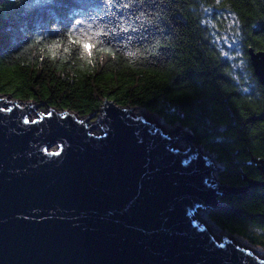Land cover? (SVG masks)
Segmentation results:
<instances>
[{
  "label": "trees",
  "instance_id": "16d2710c",
  "mask_svg": "<svg viewBox=\"0 0 264 264\" xmlns=\"http://www.w3.org/2000/svg\"><path fill=\"white\" fill-rule=\"evenodd\" d=\"M218 9L243 32L240 60L222 54L209 17ZM81 28L99 33L92 63L72 39ZM157 40L156 52L147 51ZM54 47L67 59L53 58ZM249 48L264 51V0H0L1 95L82 118L106 99L145 108L189 128L232 188L264 180L256 161L264 159V86ZM135 49L144 55L130 61L124 53ZM252 189L222 198L226 208L209 218L264 246V186Z\"/></svg>",
  "mask_w": 264,
  "mask_h": 264
},
{
  "label": "water",
  "instance_id": "95a60500",
  "mask_svg": "<svg viewBox=\"0 0 264 264\" xmlns=\"http://www.w3.org/2000/svg\"><path fill=\"white\" fill-rule=\"evenodd\" d=\"M248 54L264 86V51ZM39 105L0 94V264H264L194 218L264 180L213 184L217 166L192 134L172 138L114 101L91 125L95 113L52 107L32 118Z\"/></svg>",
  "mask_w": 264,
  "mask_h": 264
},
{
  "label": "rangeland",
  "instance_id": "374dc122",
  "mask_svg": "<svg viewBox=\"0 0 264 264\" xmlns=\"http://www.w3.org/2000/svg\"><path fill=\"white\" fill-rule=\"evenodd\" d=\"M218 10H215V11L210 10L211 13H209V17L211 18L210 26L213 29V32L217 36H219L217 37L216 40L218 41L222 51L224 53H227V56H230L233 60H235L236 57H237L236 60H240L243 54V50H242L243 32H241L240 28L238 27L235 20L233 19V16L230 13L227 12V15H225L226 12L224 10H219V11ZM215 19H221L223 22H225L223 27H218L219 22L216 23ZM4 96H7L9 100L15 99L11 95H4ZM34 104H37V103L34 102ZM134 108H135V113L137 115L142 116V118L145 121L150 122L151 124L154 125V127L162 129L164 133H169V135L172 138H180V132L178 130V126L181 127L182 135L186 136L188 132L192 134L189 128L181 126L180 124L169 125L158 114L150 112L145 108H138V107H134ZM48 110H49L48 107H45L44 105H39L37 108L32 110L31 117L36 118L37 116H39L38 112L46 113L48 112ZM135 113L134 115L137 116ZM101 116H102V110L100 108V112H98L97 114L95 113V116L90 118V120L88 121V124L91 125L93 123L99 122V118ZM105 127L106 125L100 122L99 124L95 126L94 132L97 134H101L103 133ZM191 146H193L192 143L187 139L178 140L176 141V144H175V147H178L181 150H188ZM197 147L203 148L202 152L204 153L205 157L212 159L214 161V164L217 166V168H215L213 172L217 180H214L213 184H222L219 178V171H221L223 167L219 164L215 155L209 152L208 150H206L202 145H198ZM209 212L210 211L207 209L200 208L196 210V212L194 213V218L200 223H203L205 225L209 221L216 228L214 232H215L217 239H221L222 237H224V235L226 236L229 235L232 238L234 237L233 239L236 243L241 244V245H246L247 247H251L253 249H258L260 250L259 253L262 256H264V246L263 245L251 241L248 238V236H245L244 233L232 234L228 231L222 230L214 221H212L209 218Z\"/></svg>",
  "mask_w": 264,
  "mask_h": 264
},
{
  "label": "clouds",
  "instance_id": "9594fccd",
  "mask_svg": "<svg viewBox=\"0 0 264 264\" xmlns=\"http://www.w3.org/2000/svg\"><path fill=\"white\" fill-rule=\"evenodd\" d=\"M88 27H91V25H88ZM81 33H83V35L78 36L75 38V43L77 45H81V51H80V57L84 60H86L88 63H92V59L91 57L93 56V52L90 51V49L92 48V44L89 43L90 40H94L96 43H101L100 40L96 39V36L99 35V33L93 32L91 34H89L88 32H86L84 30V28H81ZM113 31H115V29H113ZM160 47V41L157 40L155 42L154 45H152V47L150 49H148L147 51L155 53L156 50ZM101 52H103L102 48L99 49ZM68 49L65 50V52H67ZM144 55L143 52L140 51V49H135L134 51L129 50L126 51L124 53L125 56L130 58V61L132 58L136 57L137 55ZM224 55H227V53H222ZM51 55L53 58H55L57 55H61L64 56L65 59H67V56L64 55V53H59L57 48H53L51 51Z\"/></svg>",
  "mask_w": 264,
  "mask_h": 264
},
{
  "label": "bare ground",
  "instance_id": "6f19581e",
  "mask_svg": "<svg viewBox=\"0 0 264 264\" xmlns=\"http://www.w3.org/2000/svg\"><path fill=\"white\" fill-rule=\"evenodd\" d=\"M181 150V149H180ZM210 159V158H209ZM206 227H207V229L209 230V232L217 239V237H216V235H215V230H216V228L208 221L207 223H206ZM228 236V237H227ZM224 235V237H222V238H229L230 236L229 235ZM221 238V239H222ZM234 238V237H233ZM232 237H230L229 239H232V240H234ZM218 240V239H217ZM235 242V241H234ZM236 244H238V243H236ZM239 245H241V244H239ZM242 247H247L246 245H241ZM248 248H250L256 255H259L260 257H264V256H262L259 252H260V250H258V249H253V248H251V247H248Z\"/></svg>",
  "mask_w": 264,
  "mask_h": 264
},
{
  "label": "snow or ice",
  "instance_id": "6c2138e0",
  "mask_svg": "<svg viewBox=\"0 0 264 264\" xmlns=\"http://www.w3.org/2000/svg\"><path fill=\"white\" fill-rule=\"evenodd\" d=\"M75 38H76L75 36L72 37V39L74 41H75ZM54 43L61 44L62 42L61 41H56ZM89 43L92 44V48L90 49V51L93 52V50L98 46V43H96L94 40H90ZM102 50L103 51H107L112 56H115V54H116L115 51L113 49H111V48H107V49L102 48ZM26 123H28V121H26ZM185 163H187V161H185Z\"/></svg>",
  "mask_w": 264,
  "mask_h": 264
},
{
  "label": "flooded vegetation",
  "instance_id": "af4514ba",
  "mask_svg": "<svg viewBox=\"0 0 264 264\" xmlns=\"http://www.w3.org/2000/svg\"><path fill=\"white\" fill-rule=\"evenodd\" d=\"M222 183V182H221ZM252 190H254V189H252V188H250L249 190H247L245 193H247V192H251ZM228 194H232V193H229V192H225V194H224V196H223V198H225Z\"/></svg>",
  "mask_w": 264,
  "mask_h": 264
}]
</instances>
